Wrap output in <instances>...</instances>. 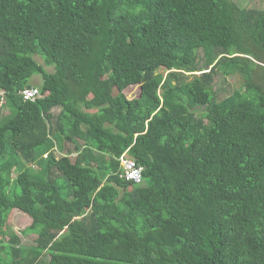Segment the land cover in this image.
<instances>
[{
    "label": "trees",
    "instance_id": "obj_1",
    "mask_svg": "<svg viewBox=\"0 0 264 264\" xmlns=\"http://www.w3.org/2000/svg\"><path fill=\"white\" fill-rule=\"evenodd\" d=\"M244 2L0 0V264H264V11Z\"/></svg>",
    "mask_w": 264,
    "mask_h": 264
},
{
    "label": "rangeland",
    "instance_id": "obj_2",
    "mask_svg": "<svg viewBox=\"0 0 264 264\" xmlns=\"http://www.w3.org/2000/svg\"><path fill=\"white\" fill-rule=\"evenodd\" d=\"M244 5L247 8H253V9H256L258 11H264L263 0H245ZM37 62L40 63V61L38 59H37ZM169 71H170L169 69L162 68L160 70L159 74L165 75ZM34 78H36L35 82L37 84L41 83V78L39 76H36ZM214 86L218 89L220 88L219 98L222 99V98L228 96L229 94H231L232 90L239 86V82L234 77H227L225 79L221 77L215 81ZM138 87L139 86H130L129 88L124 90V94L128 98L132 99V98L136 97V95L138 94ZM7 111H8L7 109L0 107V116H5L8 113ZM53 112L55 114H57L59 112V109L56 108L53 110ZM65 147H66V149H69V150L72 149L70 147V145H65ZM53 152H54L56 157L63 156V153L58 152V150H55ZM36 168L37 167H35V169ZM12 176H16V174H14ZM31 222H32V220L28 216H26L24 213H21L17 210H14L9 215V218L7 221V228H8L7 231L11 230L13 233L17 234L21 238L22 244L27 245V246L32 245L34 243V238L36 237V235L35 234H29V235L23 236L21 234V232L31 224ZM8 237H9V232H6V235H3L1 237V239L4 242H6Z\"/></svg>",
    "mask_w": 264,
    "mask_h": 264
},
{
    "label": "built area",
    "instance_id": "obj_3",
    "mask_svg": "<svg viewBox=\"0 0 264 264\" xmlns=\"http://www.w3.org/2000/svg\"><path fill=\"white\" fill-rule=\"evenodd\" d=\"M38 89H25L22 91L24 100H34L38 97ZM120 167L122 169V177L126 181H133L139 183L141 181V169L136 167L133 160L128 158H122L120 161Z\"/></svg>",
    "mask_w": 264,
    "mask_h": 264
}]
</instances>
